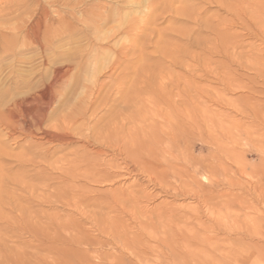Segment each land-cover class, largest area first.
<instances>
[{"label": "rangeland", "instance_id": "obj_1", "mask_svg": "<svg viewBox=\"0 0 264 264\" xmlns=\"http://www.w3.org/2000/svg\"><path fill=\"white\" fill-rule=\"evenodd\" d=\"M170 82L191 86V96L203 102L208 123L209 118L222 123V133L220 130L215 133L223 136L226 132L236 133L235 137L241 139L245 136L248 139L250 135V141L237 148L227 143L224 136L222 146L226 143L227 146L218 152L206 144L210 139L207 135L206 140L201 139L199 130H188L178 132L186 143L171 148L167 142L169 137L160 129L161 119L154 118V130L162 139L161 146L157 144L151 155L133 153L135 150L130 146L126 149L124 136L132 127L122 118L133 108L127 107L124 96H135L145 102L148 95ZM171 98L178 99L175 93ZM145 104L149 110L153 107L149 101ZM42 112L45 114L40 128H34L32 124ZM9 113L11 122L28 124L31 133L5 126L2 120ZM67 115L74 116L73 129L78 132L70 134L66 143H47L46 135L53 134L55 125ZM114 122L124 126L118 124L113 140H106V144L92 140L93 131L104 127L114 131ZM166 132L169 133L168 129ZM0 145L4 152L0 155L3 182L18 177L39 187L44 182L43 190L36 187L44 194L40 198L18 196L13 193V186L0 183V264H60L64 258L70 264H264L262 252L259 253L262 251L259 247L264 244L262 239L245 233L249 229L264 230V222L256 227L245 219L250 213L264 220L263 206L247 192L249 184L253 186L264 171V153H261L264 152V0H0ZM227 147L236 153L240 151L237 154L242 158L238 159L247 162V172L255 174V180L240 172L242 166L231 161L233 157L229 158L228 153L232 151L227 152ZM40 150L50 161L78 153L84 156L85 162L118 166V169L106 167L103 172L111 179L91 181L50 171L41 163L16 161L17 156ZM213 154L215 159L209 158ZM192 156L200 160L207 158L205 163L213 171L204 174L202 170L194 171ZM145 163L159 168L157 174L160 172L158 176L162 175L166 186L161 188L155 178L149 179L141 170ZM173 169L178 171L181 180L173 178ZM188 172L207 192L213 188L211 191L228 193V197L241 196L245 205L252 203L255 209H241L235 203L223 212L220 220L223 223L217 226L205 211H198L201 220L194 219L195 212L189 209H201L202 205L193 195L173 191L180 183L190 184ZM123 174L126 180L115 178ZM230 177L236 185L234 189L226 184L232 180ZM216 180L219 190L214 185ZM132 189L154 199L134 203L128 197ZM71 196L80 199L82 204L69 207L64 199ZM13 204L23 209H13ZM133 207L146 211H130ZM154 207L178 210L176 214L157 212ZM134 214L146 221L144 229H139L131 220ZM108 223L122 225L126 236L129 235L126 244L137 250L135 258L122 242L117 243L109 233L100 232ZM232 223H247V230L231 232L227 227ZM62 225L71 231L80 228L83 239L64 245ZM165 229H168L167 235L162 233ZM201 229L211 231L207 234ZM193 233L198 239L194 240ZM163 243L169 244L166 247ZM138 244L145 249L140 251ZM64 247L68 248L66 253ZM233 247L242 252L239 261L235 259ZM238 247L246 250L243 252ZM219 253L222 257H218Z\"/></svg>", "mask_w": 264, "mask_h": 264}, {"label": "bare ground", "instance_id": "obj_2", "mask_svg": "<svg viewBox=\"0 0 264 264\" xmlns=\"http://www.w3.org/2000/svg\"><path fill=\"white\" fill-rule=\"evenodd\" d=\"M246 10V9H245ZM132 87V86H131ZM156 89V88H155ZM158 91L156 92V90L155 91H153L150 95H148L147 96V101H149L150 103H152L153 104V107H151V109L149 110L148 109V107H147V105L145 104V102H147L146 100H145V102L140 98V99H137V98H135V96H134V98H133V96H131V97H129V96H124V97H126V100H124L125 101V103H126V105H127V107L128 108H133V110H131L129 113H127L126 114V116H125V118H122V119H124V120H126V121H124V122H129L128 124H130V128L128 127V129H130L129 130V133L128 134H126L125 136H124V138H126V140H125V142H124V139H123V142H124V147L126 148V149H128L129 150V146L132 148L133 147V149L135 150V152H133V153H138L139 155H143L144 153L145 154H148V155H151V153L153 152V149L155 148V146H157V144H160V146H161V143H162V139H161V137L160 136H158L157 134H155V130H154V128H155V126H154V123L155 122H153V120H154V118H159V119H161V121L160 122H162V124H163V127H160V129L163 131V133H165V136H166V138H167V136L169 137V139L167 138V142H168V144L170 145V147L171 148H178L179 147V145H180V143L182 142L183 143V141H182V139H181V137L180 136H178V132H186V131H188V130H199V132H200V138L201 139H205L204 137H205V135H207L210 139H208L209 141H205V140H203L204 141V143L203 144H205V142H206V144L208 145V146H210V147H212V148H214L215 149V151L217 150L218 152H220V151H223V148H225L226 146H227V143L228 142H230L234 147H237L238 145H245L246 144V142L248 141H250V140H248L249 138H250V135H248L249 136V138L248 139H244V138H246V136L245 137H243V139H241V138H237V137H235V134L234 135H232L231 134V132H230V134H227V132H226V134L224 135L225 137H226V140H227V143H226V146H222V144L224 143L223 142V134H219V133H215V132H219V130L221 131L220 133H222V130H221V127H223L222 126V123H220L217 119V121L215 120V121H213V119H212V121L210 120V118H209V121H210V124L208 123V118L206 117V114H208V113H206V110H204L203 109V102H202V100H200V98L199 97H194V96H191V86H189L187 83H183L182 85L179 83V82H170V83H164V84H162L161 85V88L160 89H157ZM194 90V89H193ZM134 94H135V92H133ZM173 93H175V97H177L178 99H177V101L176 100H172V94ZM156 95V97H157V99L154 97L155 95ZM137 95H138V93H137ZM131 98V99H130ZM176 99V98H175ZM206 107V106H205ZM27 108V107H26ZM28 109V108H27ZM205 109H207V107L205 108ZM27 111V110H26ZM32 112H33V110H32ZM12 113V112H11ZM25 113H27V112H25ZM34 113V112H33ZM44 114H45V112H42L41 114H39L38 115V118L37 119H35L34 120V122H33V124H32V126H34V128L36 127L37 129H39L40 128V125H41V122H42V120H43V118H44ZM149 114V116H147ZM211 114V113H210ZM242 114V113H241ZM29 115H31V114H29ZM10 116H11V114L9 113L8 114V116H5L4 118H3V120H2V122L4 123V125L5 126H7V127H10V128H16V127H19V129L24 133V134H30L31 132L30 131H32V130H30L29 129V126H28V124H17V123H15V122H11L10 121ZM15 116V115H14ZM6 117H8V119L9 120H7V118ZM207 118V119H206ZM212 118V117H211ZM12 119V118H11ZM14 119V118H13ZM12 121H14V120H12ZM16 122H17V120H16ZM74 123H75V121H74V116L73 115H67V116H64L61 120H60V123L58 124V125H55V127L53 128V129H55L54 130V132H53V134H49V135H46L47 136V138H45L46 139V142L47 143H52V142H58V143H66L67 142V137L70 135V134H75V133H77L78 131H77V129H73V125H74ZM118 124H121L122 126H124L123 125V123H118V122H114V124H113V127L112 128H114V131H111V130H109L111 127H104V128H101V129H99V130H96V131H93L92 132V140L94 141V142H97V143H99V144H103V143H108L106 140H113V138L116 136L114 133H116L115 131H116V128H117V126H118ZM89 128H91V127H89ZM109 128V129H108ZM92 129H93V127H92ZM168 129V131H169V133L168 132H166V130ZM89 130V129H88ZM93 130H95V129H93ZM91 132V131H90ZM197 132V131H196ZM172 133V134H171ZM205 133H207V134H205ZM247 133V132H246ZM248 134V133H247ZM45 135V134H44ZM123 135V134H122ZM82 136V135H81ZM83 137V136H82ZM107 137H108V139H107ZM85 138V140L86 141H88V137H84ZM123 138V137H122ZM223 138V139H222ZM82 139V138H81ZM200 140V139H199ZM247 140V141H246ZM120 141H122V140H120ZM242 141H244L245 143H243ZM167 142H165V144L167 143ZM186 143V142H185ZM185 143H183V144H185ZM190 143V142H189ZM201 143V142H200ZM122 144V143H121ZM167 144V145H168ZM123 145V144H122ZM248 145V144H247ZM262 146V145H261ZM169 147V148H170ZM181 147V146H180ZM186 147V146H185ZM190 147V146H189ZM188 147V148H189ZM232 147V146H231ZM234 147H232V148H234ZM123 148V147H122ZM191 148V147H190ZM189 148V149H190ZM228 148V147H227ZM238 148V147H237ZM235 149V148H234ZM160 150V149H159ZM203 150V149H202ZM227 150V149H226ZM232 151V152H229L228 153V157L229 158H231L230 156H232L233 157V159H231V161H233V163H236V165L237 164H239L240 166H242V168L240 167V172H242V174L243 175H245L246 177H249V178H254V175H252L250 172H247V166H248V164H247V162H245V161H240L239 159H238V157L239 158H242L240 155L241 154H237L238 152H240V151H238L237 153H236V151L234 152V150L233 149H231V148H228V150H227V152L228 151ZM131 151V150H130ZM168 151V150H167ZM1 152H3L2 151V145H0V155H1ZM4 153V152H3ZM29 154H26V155H20V156H17L16 157V161L17 162H21V163H41V164H44L46 167H48L49 169H50V171H57V172H59V173H61V174H63V175H66V176H69V177H72V178H78V177H83V178H85V179H87V180H91V181H94V180H100L101 178H105V179H107V180H109V179H111V177L110 176H106V173L105 172H103V170L107 167H110V168H113V169H118L117 167H115V166H110V165H104V166H101V165H99V164H96V162L94 163V162H85V161H83L82 159H83V155L82 156H80V155H78V153H74L71 157H68V156H64L63 155V157H60V158H58V159H54L53 161L51 160H49V158L47 157V155H46V153H44L42 150H40V152H38V153H34V152H32L31 154H30V152H28ZM98 153V152H97ZM157 153V152H156ZM223 153H225V152H222V154ZM261 153H264V152H261ZM70 154V153H69ZM211 155V154H210ZM214 155V154H213ZM235 155V156H234ZM190 156H191V154H190ZM209 156V155H208ZM207 156V157H208ZM215 156L216 155H214V156H209V158H213V159H215ZM150 158H153V156H149ZM192 157H194V156H192ZM218 157V156H217ZM216 157V158H217ZM205 158V157H204ZM208 158V159H209ZM95 159H97V158H95ZM191 159V158H190ZM207 159V158H206ZM205 159V160H206ZM224 159V158H223ZM222 159V160H223ZM237 159V160H236ZM243 159H244V156H243ZM242 159V160H243ZM192 160V159H191ZM205 160H200V159H198V158H196V157H194L193 158V160L191 161V164H192V168L194 169V171H196L197 172V170H202V174H204L205 172H209V170H210V172H212L211 171V166H209V164H206L205 162H207V161H205ZM210 160V159H209ZM218 160H221V159H219L218 158ZM221 160V161H222ZM226 160H228V159H226ZM91 161V160H90ZM96 161V160H95ZM239 161V162H238ZM264 161V160H263ZM210 162V161H209ZM212 162H214V161H212ZM218 162H220V161H218ZM227 162V161H226ZM187 163V162H186ZM231 163V162H230ZM189 164V163H188ZM222 164V163H221ZM224 165V164H223ZM258 165V164H257ZM257 165H255V166H257ZM142 167H141V170L142 171H144L145 173H147V175H149V179H151V181H152V179L153 178H155L157 181H155V182H157L158 183V185H159V187H161V188H163V186L165 185L166 186V184H164V181H163V179L164 178H161L162 177V175L161 176H158V174L160 173H158L157 174V169H159L158 167L156 168V166L155 165H152V164H147V163H145L144 165H141ZM123 167V166H122ZM227 169V167H224L223 169ZM237 168H239V167H237ZM236 168V169H237ZM260 168V167H259ZM263 168V167H262ZM261 168V169H262ZM162 169H164V167L162 168ZM220 169V168H219ZM235 169V168H234ZM109 170V169H108ZM180 170V169H179ZM192 170V169H191ZM256 170V169H255ZM163 171V170H162ZM167 171V170H166ZM182 171V170H181ZM184 171V170H183ZM216 171V170H215ZM222 171V170H221ZM225 171V170H224ZM229 171H231L230 169H229ZM259 171V170H258ZM260 171H262V170H260ZM120 172V171H119ZM186 172V171H185ZM192 172H193V170H192ZM200 172V171H199ZM233 172H234V170H233ZM239 172V171H238ZM254 172V171H253ZM122 173H125V174H128L126 171H123L122 170ZM171 173H172V175H173V178L174 177H177V178H179L180 179V177L178 176L179 175V173H178V171H176L175 169H173L172 171H171ZM183 173V172H182ZM189 173V175H188V178L190 179L189 181H191L190 182V184H189V182L188 183H180V185L178 186V187H176V188H174L173 189V191L174 192H180V193H182L183 195H186L187 194V196H188V194H190V195H193L194 196V200L196 201V202H198V203H200L199 205H202V210L200 209V208H192V209H189V211H192V212H195V214H193L192 215V217L194 218V219H196V220H201V218H202V216L200 215V213L198 212V211H205V214H207V216H208V218L210 219V221H212V222H214V224H216V226L217 225H219V224H221V223H223V222H221L220 223V220H222V217H223V212L224 211H226V210H228V209H230L235 203L236 204H239L240 205V207H241V209L243 208V209H245V210H254L255 208H254V206L252 205V203H247L246 205H245V202H244V200L242 201V200H240V197L238 196V195H235V194H231V196L230 197H228L229 196V194L227 193V194H224V193H222V194H218V192H216V190L213 192V191H211L213 188H210L211 190L209 191V192H207L206 190H205V187H202V185L198 182V181H196L195 179H194V177L193 176H191L190 175V172H188ZM225 173H226V171H225ZM125 174H123L124 176H121V175H117L115 178H117L118 180H126V176H125ZM184 174V173H183ZM201 174V175H202ZM239 174V173H238ZM160 175V174H159ZM194 175V174H193ZM231 175H232V173H231ZM230 175V176H231ZM225 176H227V174L225 175ZM228 176H229V174H228ZM228 176H227V178L226 179H228ZM234 176V175H233ZM65 177V176H64ZM153 177V178H152ZM182 177V176H181ZM184 177V176H183ZM186 177L187 176H185V179H186ZM201 177H203L204 178V176H201ZM216 177H218V176H216ZM232 177V176H231ZM230 177V178H231ZM19 178V179H18ZM17 179H11V180H9L8 179V181L7 182H3L4 181V179H2V177L0 178V183L4 186V185H7L8 186V184L9 185H11V186H13V188H12V190L14 191L13 193L15 194V193H18V196L19 195H24V196H28V197H44V194L42 195L39 191H38V189L36 188V187H39V186H35V185H31L30 184V182H28V181H26V180H23L24 178L23 177H18ZM67 178V177H66ZM128 178V177H127ZM147 179V178H146ZM232 179V178H231ZM75 180V179H74ZM181 180V179H180ZM224 179H222V181H223ZM237 180V179H236ZM254 180H255V178H254ZM184 181V180H183ZM186 181V180H185ZM225 181H227V180H225ZM224 181V182H225ZM235 181V180H234ZM180 182H182V181H180ZM151 183H153V182H151ZM215 184V187H218V190H219V186H220V184H219V181L218 180H216V182H214ZM221 183V182H220ZM226 183V182H225ZM234 182H233V179L232 180H229V182H227L226 184H228V188L230 189L231 187L234 189V187L233 186H236V185H234L233 184ZM238 183V181L236 182V184ZM239 183H240V181H239ZM46 184V183H45ZM153 184H155V183H153ZM226 184L224 185L225 187H226ZM40 185V189H42V187L41 186H43L44 187V182H43V184L41 183V184H39ZM213 185V186H214ZM217 185V186H216ZM2 186V187H3ZM155 186H156V184H155ZM238 186V185H237ZM47 187H49V185L47 186ZM46 187V188H47ZM154 187V186H153ZM247 187V186H246ZM249 188H250V191L247 189V192H251V194H252V196H253V198L258 202V204H260V205H262L263 206V211L262 212H264V171H262L260 174H259V177L257 178V181L256 182H254V184H253V186L251 185V183L249 184V186H248ZM45 188V189H46ZM160 188V189H161ZM239 188V187H238ZM242 188V187H241ZM241 188H239V189H241ZM44 189V188H43ZM42 189V190H43ZM165 189V188H164ZM207 189V188H206ZM243 189H244V187H243ZM41 190V191H42ZM167 190V189H166ZM164 192V191H163ZM227 192V191H226ZM138 193V191L137 190H134V189H132V190H130L129 192H128V197H131L132 198V202H134V203H136V200H140V199H145V200H151V199H154V196H150L149 194H147V193H144V192H141V191H139V193L140 194H137ZM230 193H232V192H230ZM242 193V192H241ZM176 194V193H175ZM250 194V193H249ZM241 195V194H240ZM14 196V195H13ZM168 196V195H167ZM21 197V196H20ZM20 197H18L19 198V200L22 198H20ZM242 197H243V195H242ZM25 198V197H24ZM247 198V197H246ZM248 199V198H247ZM251 199H252V197H251ZM18 200V199H17ZM65 201H66V203H67V205H69V207H70V205L72 204V205H74V207L75 206H79V205H81L82 204V202H81V200L80 199H78V198H76V197H74V196H71L69 199H68V197H67V199L65 198L64 199ZM245 201H246V199H245ZM18 202V201H17ZM247 202V201H246ZM251 202V201H250ZM14 205V204H13ZM239 205H237V206H239ZM133 206V205H132ZM163 206V205H162ZM235 206V205H234ZM233 206V207H234ZM78 208V207H77ZM88 208V207H87ZM155 208V207H154ZM13 209H18V210H22L23 209V207L21 206V205H14L13 206ZM178 209H175V210H173V209H171V210H166V209H164V210H159V209H156L155 208V210L154 211H174L173 213H175L176 211H177ZM244 210V211H245ZM130 211H146V209L145 208H143V209H140L139 208V210H136L135 209V207H133V210H130ZM187 212V211H186ZM177 213V212H176ZM175 213V214H176ZM144 214V213H143ZM159 214V213H158ZM157 214V215H158ZM161 214V213H160ZM246 214V213H245ZM163 216L165 215V214H162ZM180 215V214H179ZM179 215H176V217L177 216H179ZM264 215V214H263ZM163 216H161L162 218H163ZM169 216H171V215H169ZM182 216L183 215H181V218H182ZM168 217V216H167ZM172 217H173V215H172ZM174 217H175V215H174ZM245 217H247V218H245ZM245 217H243V218H245V219H247L248 221H249V223H251V224H255L256 225V227H257V225L259 224V223H262V222H264V220L263 219H261V218H255L254 216L252 217V214H250V213H248ZM157 218H159V217H157ZM169 218V217H168ZM181 218H179L178 217V219L179 220H181ZM142 219L143 218H140L139 216H137L136 214H134L133 215V218L131 219V220H134L133 222L136 224V226L139 228V229H144L145 228V224H146V221L145 220H143L142 221ZM164 219V218H163ZM165 219H166V217H165ZM169 219H171V218H169ZM186 219V218H185ZM103 220V219H102ZM167 221H169L168 219H166ZM165 220V221H166ZM244 220V219H243ZM182 221V220H181ZM187 221V220H186ZM236 221V220H235ZM144 222H145V224H144ZM170 222H171V220H170ZM173 222V221H172ZM179 222V221H178ZM190 222V221H189ZM192 222V221H191ZM242 222V221H241ZM183 223H184V221H183ZM186 223V222H185ZM240 223V222H239ZM133 224V223H132ZM193 224H194V222H193ZM224 224H226L227 225V223H224ZM233 224V223H232ZM232 224H230V225H232ZM247 224V223H246ZM245 223L244 224H239V225H241V226H239L238 224H236V223H234L232 226H233V228H231V227H227V229L229 230V231H231V232H236V231H244L246 228H245V225H246ZM134 225V224H133ZM186 225H188V224H186ZM190 225V224H189ZM195 225H197V224H195ZM194 225V226H195ZM230 225H228V226H230ZM249 225V224H248ZM259 225H261V224H259ZM258 225V226H259ZM263 225H264V223H263ZM262 225V226H263ZM166 226V225H165ZM168 226V225H167ZM185 226V225H184ZM224 226V225H223ZM99 227V226H98ZM147 227V226H146ZM163 227V226H162ZM170 226H168L167 228H169ZM187 227V226H186ZM214 227V226H213ZM220 226H218V228H219ZM221 227H222V225H221ZM226 227V226H225ZM248 229H249V227L250 226H246ZM74 228H77L76 226L74 227ZM133 228V227H132ZM134 228H135V225H134ZM151 228V227H150ZM171 228V227H170ZM189 228V227H188ZM195 228H197V227H195ZM212 228V227H211ZM222 228H224V227H222ZM263 228H264V226H263ZM137 229V228H136ZM147 229V228H146ZM181 229V228H180ZM187 229V228H186ZM192 229V228H191ZM216 229V228H215ZM256 229V228H255ZM257 229H261V228H257ZM254 230V231H252V230H248V231H246L245 233H247V235H249V236H256V237H258V238H261L262 239V241H263V243H264V233H261L262 231H264V230H262L261 232H259V230ZM100 232H102L103 234L104 233H106V234H110V235H112V238H113V240L115 241V242H122V246H124L125 245V247L127 246L128 247V244H126L127 243V240H126V231H125V229L122 227V225H118V224H114V225H109V223H108V225H104L103 226V228L101 227L100 228ZM155 230V229H154ZM194 230V229H193ZM197 230V229H196ZM200 230V229H199ZM201 230H204L205 231V229H201ZM211 230H213V228L211 229ZM210 230V231H211ZM222 230V229H221ZM247 230V229H246ZM62 231H63V233H64V237H63V242H64V245H67V244H73V243H78V241L82 238H80V235H82L83 234V232L81 233V231H80V228H79V231L77 230V229H73L72 231L68 228V226L67 225H62ZM99 231V230H98ZM137 231H138V229H137ZM147 231V230H146ZM169 231H170V229H169ZM183 231V230H182ZM185 231V230H184ZM210 231H208V233H210ZM139 232H140V230H139ZM156 232V231H155ZM166 232H168V229L166 230L165 229V232H164V230L162 231V233H165L166 235L168 234V233H166ZM195 232V231H194ZM201 232V231H200ZM203 232V231H202ZM201 232V233H202ZM206 232V231H205ZM216 232V231H215ZM249 232H252V233H249ZM161 233V232H160ZM170 233V232H169ZM177 234H179L178 232H176ZM180 233H181V231H180ZM184 233H186V232H184ZM198 233V232H197ZM207 233V232H206ZM205 233V234H206ZM207 233V234H208ZM217 233V232H216ZM261 233V234H260ZM108 234V235H109ZM146 234V233H145ZM176 234V235H177ZM194 234V233H193ZM192 234V235H193ZM200 233H198V235H199ZM220 234V233H219ZM222 234V233H221ZM175 235V234H174ZM196 233L194 234V240L197 238L198 239V236ZM213 235V234H212ZM225 235V234H224ZM241 234H239V236H240ZM246 235V236H247ZM134 236H137V235H134ZM138 236H139V234H138ZM138 236L136 237V238H138ZM141 236V235H140ZM139 236V237H140ZM178 236V235H177ZM214 236V235H213ZM128 237H129V235H128ZM127 237V238H128ZM149 238H151V236H148ZM171 237H172V235H171ZM186 237H188V235L186 236ZM193 237V236H192ZM212 237V236H211ZM211 237L208 239V241L210 242V240H211ZM215 237H216V235H215ZM158 238V237H157ZM159 238H161V236L159 237ZM174 238V237H173ZM183 238H185L184 236H183ZM201 238H203V237H201ZM214 238V237H213ZM218 238V237H217ZM226 238H228V236L226 237ZM83 239V238H82ZM131 239H134V238H132L131 237ZM139 239V238H138ZM137 239V240H138ZM141 239H142V236H141ZM155 239V238H154ZM163 239V238H162ZM169 239V238H168ZM167 239V240H168ZM175 239V238H174ZM190 239H192V238H190ZM215 239V238H214ZM143 240H145V239H143ZM153 240V239H152ZM151 240V241H152ZM156 240H158V239H155V241ZM161 240V239H160ZM170 240V239H169ZM178 239H176V241H177ZM129 241V240H128ZM133 241V240H132ZM146 241V240H145ZM150 241V242H151ZM162 241H164V239L162 240ZM162 241H161V243H162ZM171 241V240H170ZM172 241H174V244H175V240H172ZM197 241V240H196ZM195 241V242H196ZM199 241V240H198ZM81 242V241H80ZM134 242V241H133ZM148 242V241H147ZM179 242H180V240H179ZM187 242V241H186ZM219 242V241H218ZM116 243V244H117ZM135 243H139L138 241H136ZM135 243H133V244H135ZM173 243V242H172ZM181 243V242H180ZM180 243H178V244H180ZM184 243V242H183ZM203 243V242H202ZM215 243V242H214ZM121 244V243H120ZM131 244H132V242H131ZM145 243L143 242V245H144ZM164 244V246L166 245V243H163ZM169 244V243H168ZM167 244V245H168ZM173 244V245H174ZM177 244V245H178ZM198 244V243H197ZM196 244V245H197ZM137 245V244H136ZM135 245V246H136ZM139 246H141L140 244H138ZM167 245H166V247H167ZM176 245V246H177ZM200 245H201V243H200ZM216 245V244H215ZM145 246V245H144ZM175 246V245H174ZM180 246L181 245H179V248H180ZM188 246L189 245H187L186 247L188 248ZM131 247H132V245H131ZM131 247H128V248H126V250L127 249H130L131 250V252L133 253V258H135L134 257V254H135V256L137 255V253H136V251L137 250H135L134 248H131ZM143 246H141V247H139V250L141 249H145V248H142ZM148 247V246H147ZM178 247V246H177ZM176 247V249H178ZM181 247H183V245L181 246ZM190 247V246H189ZM215 247V246H214ZM121 248V247H120ZM136 249H138L137 247H135ZM171 248V247H170ZM193 248H196L195 246H193ZM239 248V247H238ZM237 248V249H238ZM241 248V247H240ZM239 248V249H240ZM259 248H261L262 249V251H260L259 249H255V251L256 250H259V253L260 252H262L260 255H261V258H264V244H263V246L262 247H259ZM68 248H65L64 247V252L66 253L68 250H67ZM147 249H150V248H147ZM167 249H169V247L167 248ZM176 249H174V251L176 250ZM182 249V248H181ZM185 249V248H184ZM190 249V248H189ZM188 249V250H189ZM205 249V248H204ZM220 249H222V248H220ZM219 249V250H220ZM232 249H234V247L232 248ZM244 249V248H243ZM129 250V251H130ZM140 250V251H141ZM179 250V249H178ZM178 250H176V251H178ZM187 250V249H186ZM209 250H211V249H209ZM212 250H215L216 251V249H213V247H212ZM224 250V249H223ZM222 250V251H223ZM241 250H242V248H241ZM244 250H246V249H244ZM244 250H242L243 252H244ZM247 250H249V249H247ZM147 251V250H146ZM173 251V250H172ZM175 251V252H176ZM180 251V250H179ZM202 251V250H201ZM200 250H199V252H201ZM204 251V250H203ZM215 251H213V252H215ZM225 251V250H224ZM229 251H231V249L229 250ZM232 251H234V256H235V259H236V261L238 260H240L239 258H241V256H239V253L241 254L242 252H240V251H237V250H232ZM188 252V251H187ZM189 252H192V251H189ZM217 252V251H216ZM215 252V253H216ZM227 252V251H226ZM249 252V251H248ZM174 253V252H173ZM209 253V252H208ZM233 253V252H232ZM170 254V253H169ZM172 254V253H171ZM176 254V253H175ZM177 254H179V253H177ZM184 254H185V252H184ZM203 254H205V253H203ZM213 254V253H212ZM217 254V253H216ZM256 254H257V252H256ZM138 256H139V254H138ZM167 256H168V253H167ZM186 256L188 257V254L186 253ZM208 256H209V254H208ZM219 256H221V254L219 253L218 254V257ZM226 256H227V254H226ZM228 256H229V254H228ZM258 256H259V254H258ZM149 257V256H148ZM168 257H170V256H168ZM172 257V256H171ZM175 258H176V256H174ZM179 257V256H178ZM185 257V256H184ZM183 257V258H184ZM190 257V256H189ZM222 257V256H221ZM220 257V258H221ZM232 257V256H231ZM247 257V256H246ZM109 258V257H108ZM117 259H118V257H116ZM115 258V259H116ZM193 258V257H192ZM223 258H225V257H223ZM227 258H230V257H227ZM114 259V258H113ZM114 259V260H115ZM121 259V258H120ZM137 259V258H136ZM139 259V258H138ZM142 259V258H141ZM140 259V260H141ZM169 259V258H168ZM174 259V258H173ZM243 259V258H242ZM246 259V258H245ZM259 259V258H258ZM261 260V259H260ZM120 261V260H119ZM149 261V260H148ZM242 261V260H241ZM244 261V260H243ZM118 262V261H117ZM140 262V261H139ZM116 263V262H115ZM148 263H150V262H148ZM169 263V262H168ZM177 263V262H176ZM60 264H70V262L67 260V259H63L62 260V262L60 263ZM104 264H105V262H104ZM113 264V263H112ZM144 264V263H143Z\"/></svg>", "mask_w": 264, "mask_h": 264}]
</instances>
